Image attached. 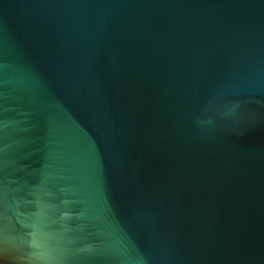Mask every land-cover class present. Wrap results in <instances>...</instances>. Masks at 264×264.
<instances>
[{"label":"water","instance_id":"obj_1","mask_svg":"<svg viewBox=\"0 0 264 264\" xmlns=\"http://www.w3.org/2000/svg\"><path fill=\"white\" fill-rule=\"evenodd\" d=\"M0 264H264V0H0Z\"/></svg>","mask_w":264,"mask_h":264},{"label":"clouds","instance_id":"obj_2","mask_svg":"<svg viewBox=\"0 0 264 264\" xmlns=\"http://www.w3.org/2000/svg\"><path fill=\"white\" fill-rule=\"evenodd\" d=\"M237 107H238V105H237Z\"/></svg>","mask_w":264,"mask_h":264}]
</instances>
